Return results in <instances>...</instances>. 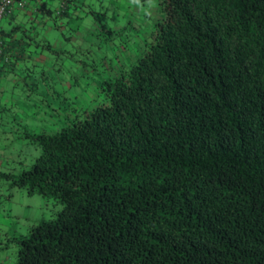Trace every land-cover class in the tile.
Segmentation results:
<instances>
[{
    "label": "trees",
    "instance_id": "16d2710c",
    "mask_svg": "<svg viewBox=\"0 0 264 264\" xmlns=\"http://www.w3.org/2000/svg\"><path fill=\"white\" fill-rule=\"evenodd\" d=\"M80 3L43 10L61 34ZM155 4L141 53L98 81L102 100L28 134L38 154L2 174L61 204L14 239V264H264V0ZM71 27L52 45L0 24V82L60 103L38 67L76 33L110 39L95 17Z\"/></svg>",
    "mask_w": 264,
    "mask_h": 264
},
{
    "label": "rangeland",
    "instance_id": "374dc122",
    "mask_svg": "<svg viewBox=\"0 0 264 264\" xmlns=\"http://www.w3.org/2000/svg\"><path fill=\"white\" fill-rule=\"evenodd\" d=\"M81 2L74 14L62 17L61 34L52 28L48 37L43 38L52 44L60 38L59 35L61 38L63 35L68 36L71 26L81 23L86 25L88 19L95 17V21L111 27L107 31L110 39L108 47L106 42L99 46L93 45L91 41L95 43V40L91 39L88 29L84 30L82 40L79 39L80 33L74 34L77 39L71 43L64 40L67 53L55 56L54 60H45L43 65L38 64L42 67L36 64L38 71H45L47 75L44 84L59 91L57 97L60 103L50 101V91L48 93L42 84L38 85L37 90L28 91L15 85L11 87V82L2 83L10 87V92L4 93L3 97L7 99L0 103V264H14V239L26 234L39 221L53 219L61 208L57 199L36 193L28 194L23 187L11 184L10 178L2 176L18 175L28 168L38 154V146L30 143L27 135L44 130L53 131L66 117H72L81 108L101 101L103 97L99 93L98 81L113 76L125 60H132L141 53L143 38L148 35L151 23L158 18L155 0ZM77 14H83L84 19L75 18ZM66 19H69L68 23ZM128 20L133 22L134 28L127 25L129 31L126 30L118 38L115 31ZM18 85H21L20 81Z\"/></svg>",
    "mask_w": 264,
    "mask_h": 264
},
{
    "label": "crops",
    "instance_id": "0c3cea01",
    "mask_svg": "<svg viewBox=\"0 0 264 264\" xmlns=\"http://www.w3.org/2000/svg\"><path fill=\"white\" fill-rule=\"evenodd\" d=\"M60 0H16L12 6V11L8 15L9 17H5L0 24H3L4 28H8L11 24H18L19 26H29L34 25L35 30L37 33L42 36H47L49 34V31L53 28V24L51 19L46 16L45 11L43 8L55 10L59 4ZM32 20V22H30ZM43 21V23L41 22ZM31 29V28H29ZM28 30V29H27ZM57 44H59V39L57 38L55 40ZM8 48H10L8 46ZM7 48V53L10 59H13L12 55L9 54ZM12 64V63H11ZM8 65V66H11ZM18 65V62L15 63ZM8 77V76H7ZM9 78V77H8ZM7 79V78H6ZM9 79H7L8 83ZM2 82H0V95L2 97L7 99L6 97H3L4 93L9 91L7 85L5 87L1 85ZM20 87V85H18ZM10 92V91H9Z\"/></svg>",
    "mask_w": 264,
    "mask_h": 264
},
{
    "label": "built area",
    "instance_id": "2783aa9c",
    "mask_svg": "<svg viewBox=\"0 0 264 264\" xmlns=\"http://www.w3.org/2000/svg\"><path fill=\"white\" fill-rule=\"evenodd\" d=\"M16 0H0V21L7 14L11 13L12 6Z\"/></svg>",
    "mask_w": 264,
    "mask_h": 264
}]
</instances>
